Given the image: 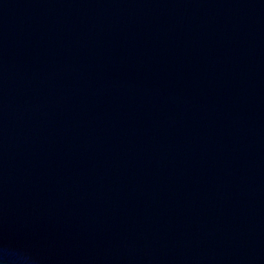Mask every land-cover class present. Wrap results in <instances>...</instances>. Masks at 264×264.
<instances>
[{"label": "water", "instance_id": "1", "mask_svg": "<svg viewBox=\"0 0 264 264\" xmlns=\"http://www.w3.org/2000/svg\"><path fill=\"white\" fill-rule=\"evenodd\" d=\"M0 264H264V0H0Z\"/></svg>", "mask_w": 264, "mask_h": 264}]
</instances>
